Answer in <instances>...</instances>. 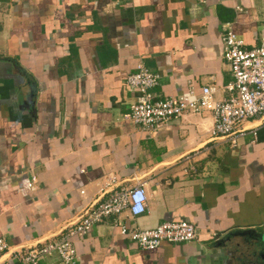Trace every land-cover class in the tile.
<instances>
[{"label":"crops","instance_id":"crops-1","mask_svg":"<svg viewBox=\"0 0 264 264\" xmlns=\"http://www.w3.org/2000/svg\"><path fill=\"white\" fill-rule=\"evenodd\" d=\"M245 49L264 35V0H0V238L3 264L59 239L111 192L143 183L147 212L102 219L73 241L76 264H238L213 248L264 237V119L227 141L210 113L142 131L129 120L137 64L157 76L155 100L231 82L221 35ZM113 179L110 188L105 182ZM186 221L197 238L140 251L118 226ZM38 264H60L56 254Z\"/></svg>","mask_w":264,"mask_h":264},{"label":"built area","instance_id":"built-area-1","mask_svg":"<svg viewBox=\"0 0 264 264\" xmlns=\"http://www.w3.org/2000/svg\"><path fill=\"white\" fill-rule=\"evenodd\" d=\"M221 43L222 58L232 77L231 82L223 87L226 99L213 100L215 88L204 86L197 95L188 93L162 101L155 100L150 91L157 85V76L139 63L125 80V85L135 92V100L129 112L132 124L154 134L158 125L175 120L185 112H207L213 120L209 131L211 138L227 141L232 146L237 138L247 134L255 139L256 128L248 129L243 124L264 116V35L260 37L257 46L245 49L242 41L231 30L224 29ZM259 127L264 128V119ZM112 184L113 179L109 178L104 185L110 188ZM123 210L131 218L147 212L143 183L111 192L106 200L83 211L74 224L65 228L59 239L31 245L17 264H38L40 258L51 254L58 256L60 264H76L73 241L84 237L102 219L117 216ZM118 229L121 237L144 252L155 250L161 243L178 245L197 238L196 228L186 221L163 222L148 230L124 226H118ZM5 249L6 245L0 238V257ZM0 264L3 262L0 261Z\"/></svg>","mask_w":264,"mask_h":264},{"label":"water","instance_id":"water-1","mask_svg":"<svg viewBox=\"0 0 264 264\" xmlns=\"http://www.w3.org/2000/svg\"><path fill=\"white\" fill-rule=\"evenodd\" d=\"M230 236L217 239L212 247L221 249L225 254L234 256L238 264H264V237L256 234L254 243L232 244Z\"/></svg>","mask_w":264,"mask_h":264}]
</instances>
